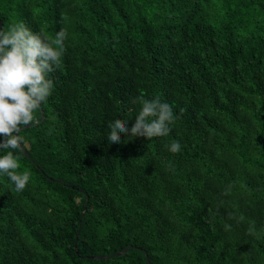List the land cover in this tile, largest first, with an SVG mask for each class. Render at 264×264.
I'll return each mask as SVG.
<instances>
[{"label":"trees","instance_id":"trees-1","mask_svg":"<svg viewBox=\"0 0 264 264\" xmlns=\"http://www.w3.org/2000/svg\"><path fill=\"white\" fill-rule=\"evenodd\" d=\"M16 23L67 38L23 152L0 149L30 174L0 175V264H264V0H0ZM139 96L170 134L110 144Z\"/></svg>","mask_w":264,"mask_h":264},{"label":"clouds","instance_id":"clouds-1","mask_svg":"<svg viewBox=\"0 0 264 264\" xmlns=\"http://www.w3.org/2000/svg\"><path fill=\"white\" fill-rule=\"evenodd\" d=\"M66 38L67 33L61 29L50 41L23 23L9 25L7 31L0 30V136L3 137L0 149L23 152L21 126L33 123L34 112L51 95L54 83L49 75L61 65ZM132 102L141 105L135 123L129 129L128 120L109 122L107 140L110 144L121 143L122 132L148 140L170 134L171 125L178 119L170 104L161 102L158 97L146 99L143 96ZM166 147L173 154L181 151L179 141ZM19 167V157L13 151L0 156V175L7 176L17 192L23 191L30 181V174L19 173Z\"/></svg>","mask_w":264,"mask_h":264},{"label":"water","instance_id":"water-1","mask_svg":"<svg viewBox=\"0 0 264 264\" xmlns=\"http://www.w3.org/2000/svg\"><path fill=\"white\" fill-rule=\"evenodd\" d=\"M127 249H128V248H125L123 251L119 252L118 254H120V253L126 251ZM148 264H150L149 261H148Z\"/></svg>","mask_w":264,"mask_h":264}]
</instances>
